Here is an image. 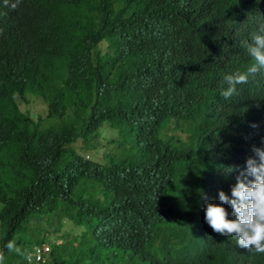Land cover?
Returning a JSON list of instances; mask_svg holds the SVG:
<instances>
[{
  "label": "trees",
  "instance_id": "obj_1",
  "mask_svg": "<svg viewBox=\"0 0 264 264\" xmlns=\"http://www.w3.org/2000/svg\"><path fill=\"white\" fill-rule=\"evenodd\" d=\"M262 13L264 0H28L18 29L43 48L47 74L35 93L50 116L37 134L12 93L0 102L6 124H22L3 141L24 164L17 173L0 168L4 264H29L23 251L54 242L64 221L78 237L40 264L144 261L183 235L165 217L169 199L153 169L175 156L184 121L170 92L175 58L203 64L201 42L212 34L234 32L245 44L264 27ZM246 117L263 120L264 107Z\"/></svg>",
  "mask_w": 264,
  "mask_h": 264
},
{
  "label": "clouds",
  "instance_id": "obj_2",
  "mask_svg": "<svg viewBox=\"0 0 264 264\" xmlns=\"http://www.w3.org/2000/svg\"><path fill=\"white\" fill-rule=\"evenodd\" d=\"M27 1L0 0V102L12 93L20 108L35 103L21 111L40 134L50 105L35 92L47 73L43 48L18 29L17 15ZM201 45L203 64L188 53L175 58L170 92L183 105L184 121L173 143L175 156L153 165L157 187L169 199L165 217L185 233L144 261L125 256L126 264H264V119L246 117L264 107V27L245 44L231 32L209 35ZM189 96L193 100L185 103ZM17 127L22 124H6L0 103V168L15 173L24 164L8 153L3 138ZM168 131L163 136L169 143ZM79 233L64 221L54 242L23 251L27 262L51 261L53 247ZM6 248L13 251L15 242ZM5 259L0 251V264Z\"/></svg>",
  "mask_w": 264,
  "mask_h": 264
},
{
  "label": "rangeland",
  "instance_id": "obj_3",
  "mask_svg": "<svg viewBox=\"0 0 264 264\" xmlns=\"http://www.w3.org/2000/svg\"><path fill=\"white\" fill-rule=\"evenodd\" d=\"M103 48L106 49V45H103ZM34 104L35 103H31L29 106L21 105V109H22V111L27 112V111H29L33 107ZM36 111H41V107L40 106H37L36 107ZM109 150L110 151H114L115 150V146L109 147ZM101 153H103V151ZM90 157L92 159H94V160H100L101 159V155L100 154H91V156L88 154L87 155V158H90Z\"/></svg>",
  "mask_w": 264,
  "mask_h": 264
}]
</instances>
